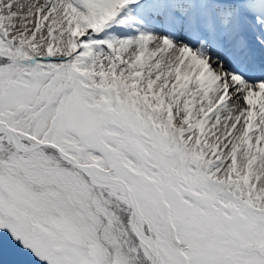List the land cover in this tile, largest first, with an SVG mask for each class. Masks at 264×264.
I'll list each match as a JSON object with an SVG mask.
<instances>
[{
	"label": "snow or ice",
	"instance_id": "snow-or-ice-1",
	"mask_svg": "<svg viewBox=\"0 0 264 264\" xmlns=\"http://www.w3.org/2000/svg\"><path fill=\"white\" fill-rule=\"evenodd\" d=\"M0 264H264V0H0Z\"/></svg>",
	"mask_w": 264,
	"mask_h": 264
}]
</instances>
